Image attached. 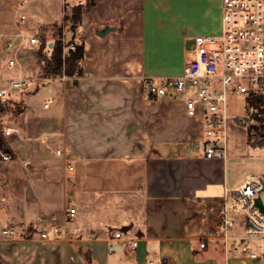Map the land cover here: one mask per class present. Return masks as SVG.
<instances>
[{"label":"crops","instance_id":"crops-1","mask_svg":"<svg viewBox=\"0 0 264 264\" xmlns=\"http://www.w3.org/2000/svg\"><path fill=\"white\" fill-rule=\"evenodd\" d=\"M55 2L36 0L27 19L60 23L61 5L52 19L37 13L38 3L49 9ZM2 4L0 31H11L9 3ZM79 23L83 31L74 38L83 41L84 51L77 78L66 84L47 79L53 91L48 107V98L41 108L22 98L26 107L15 119L21 126L0 116L4 125L19 128L20 136L6 138L14 137L18 152L33 140L49 154L45 161L23 162L27 172L17 179L20 189L1 228L12 227L15 235L0 230V264H264V257L237 254L225 241L224 234H241L243 225L236 233L231 230L237 224L222 227L225 190L255 176L226 182L224 164L234 152L253 158L245 155L244 129L232 125L225 159H204L193 147L200 115L187 113L184 97L149 96L141 86L144 77L181 74L191 55L185 42L218 33L221 0H95ZM4 64L0 50V88L12 77ZM14 97L19 95L9 99ZM26 123L36 133L21 135L29 130ZM57 146L72 170L53 155ZM67 199L76 207L67 237L35 239Z\"/></svg>","mask_w":264,"mask_h":264},{"label":"built area","instance_id":"built-area-1","mask_svg":"<svg viewBox=\"0 0 264 264\" xmlns=\"http://www.w3.org/2000/svg\"><path fill=\"white\" fill-rule=\"evenodd\" d=\"M9 3L13 18V30L0 31V50L4 54L8 68L16 74L0 88V99H9L15 90L25 88L29 76L24 73L25 52L28 47L38 49L41 39L40 27L36 34H27L22 25L27 20L29 0H3ZM64 15L74 5L84 0H60ZM40 23L43 24L42 18ZM83 31L82 23L74 32ZM46 46L42 49L50 57L55 41L54 30L47 34ZM62 57L68 56L76 48V42L67 41L66 30L61 37ZM50 44V45H49ZM44 64V57L39 65ZM40 67L37 68L39 70ZM77 75L62 73L56 77L62 84L71 82ZM32 79H36L33 77ZM141 86L149 96H176L178 92L189 93L184 97L186 111L190 116L201 117V133L193 142V147L204 159L223 160L228 156L231 143L232 125L240 126L245 132L247 157L264 155V0H221L220 31L214 35H196L191 46V55L185 60L181 74L172 77H144ZM241 99V112H227L228 95ZM53 101L48 98L44 107ZM20 136L17 126L4 125L0 120V159L10 161L12 153L5 148L6 138ZM53 155L62 160L64 169L70 171L73 165L67 160L62 147L53 149ZM263 182L259 177L248 176L238 187L226 189L222 198L221 215L224 229L235 226L236 218L231 212H242L243 231L241 234H224L225 241L233 251L249 258L264 257V212L254 206V198L261 196ZM76 213L74 203L67 199L61 211L50 212L49 227L34 233L37 240L66 238L67 223ZM1 234L13 237L12 227L3 228ZM119 238L121 232L114 230ZM131 246L136 245L131 240ZM200 243V247H204ZM148 264H157L147 261Z\"/></svg>","mask_w":264,"mask_h":264},{"label":"rangeland","instance_id":"rangeland-1","mask_svg":"<svg viewBox=\"0 0 264 264\" xmlns=\"http://www.w3.org/2000/svg\"><path fill=\"white\" fill-rule=\"evenodd\" d=\"M36 3V0H31V2L28 4L27 7H32ZM60 1L56 0L55 4L52 5L49 9H43L41 7V4L38 3V8L40 9L37 13L39 15H43V20L46 21V19H52V17L56 16V13L59 11V5ZM77 6V5H74ZM73 7V6H72ZM71 7V8H72ZM0 8L5 9L6 6L4 4L0 5ZM71 8L67 11L66 16H70L71 14ZM65 14H62V20L63 17H65ZM52 15V16H51ZM40 18L36 17L34 19H27L25 23L22 25V28L25 33L27 34H36L38 32L39 27L41 26V30L39 32V37L44 35L45 40L47 39V32L50 29H53L52 27L54 25H58L60 23H45L41 25ZM68 22V20H67ZM68 29H71L69 26L66 27V34L68 32ZM45 30V32H44ZM220 31V28H219ZM218 31V33H219ZM73 40V37L71 38ZM78 39H76L77 41ZM193 40L188 39L185 42V48L187 49V55L190 53V47ZM45 48V47H44ZM35 48L34 47H28L25 52V65L26 68L24 69V73L26 76H30V79H28L26 86L24 89H22L18 93H13V96H18L19 98H13V99H0V102H3L7 107L3 112L0 113V116L4 117L5 121H10L16 123L18 126H21L22 124L16 119V114H18L20 111H22L26 105L25 101L30 106L33 105H42V102L45 101L51 94H53V91L50 88V83H47V79H42L40 77L41 71H42V64L39 65L40 58L35 55ZM42 57L48 58L45 56L43 51L41 50ZM5 70L8 72V76H14L16 74L14 69L8 68L7 64L5 62L4 64ZM40 67L39 70L37 68ZM35 77L36 79H32ZM53 84H56L55 82ZM2 86H5L6 84H1ZM189 97L190 94L186 93L183 95V93L178 92L176 94V97ZM24 98V100L22 99ZM241 99L240 97L229 94L228 100H227V112L229 114H239L241 112ZM51 109L43 110L44 112H49ZM3 113V114H2ZM9 122V123H10ZM25 124V122H23ZM27 127L29 126V123H26ZM35 132L34 128H31L29 126V130H27L24 134L21 132V135L24 137L31 136ZM33 137V136H32ZM244 138V136H243ZM9 140H7L4 143L5 148L11 147V152L13 153V159L10 161H3L0 159V230L3 226L6 225L5 220L3 219L4 215L9 213L14 204V196L20 189V182H18L19 176L21 177V172H27V167L23 164L25 160L31 161L32 163L45 161L49 158V154L45 153L42 149H40V141H33L29 140L26 141L28 144L25 147L24 153L18 152V149L14 147V137H10ZM10 144V146H8ZM225 177L226 182L228 184H231L232 182L236 180H243L249 173H253V175L258 177L264 178V157H253V158H244L242 154L234 152L230 158H228L225 161ZM20 173V175H19ZM29 173V172H28ZM23 178H27L28 175L22 174ZM263 197H264V191H263ZM232 216H234L237 219V226L235 228H232V232H240L243 225V219L244 214L242 212H231ZM6 216V215H5ZM243 231V230H242ZM237 254H241L238 251H235Z\"/></svg>","mask_w":264,"mask_h":264},{"label":"trees","instance_id":"trees-1","mask_svg":"<svg viewBox=\"0 0 264 264\" xmlns=\"http://www.w3.org/2000/svg\"><path fill=\"white\" fill-rule=\"evenodd\" d=\"M95 0H84L80 5L73 6L71 8L70 16L63 17L60 24L54 25L55 41L52 49V54L48 58H44V64L40 77L42 79L56 78L58 75L65 73L66 75H78L81 73V62L83 59L84 45L83 41L77 42L73 36V40L76 42V48L70 51L68 56L62 57V41L61 37L66 27L69 26L72 30H75V26L80 22L82 14L91 6ZM68 20V22H67ZM45 32V30H44ZM46 46V40L44 35L41 37V43L38 49L34 52L39 58L42 57L41 50ZM7 106L0 102V113L5 110ZM8 149V148H7Z\"/></svg>","mask_w":264,"mask_h":264},{"label":"water","instance_id":"water-1","mask_svg":"<svg viewBox=\"0 0 264 264\" xmlns=\"http://www.w3.org/2000/svg\"><path fill=\"white\" fill-rule=\"evenodd\" d=\"M73 36H74V30L68 29V32L66 34L67 41H69ZM262 191H264V184H263ZM253 204H254L255 207L258 208L259 211L264 212V202H263V200H262L260 195H258V196H256L254 198ZM160 264H167V263L164 260H162L160 262Z\"/></svg>","mask_w":264,"mask_h":264}]
</instances>
